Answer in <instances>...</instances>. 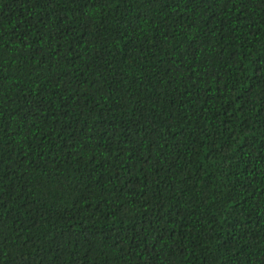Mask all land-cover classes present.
<instances>
[{
	"label": "trees",
	"instance_id": "trees-1",
	"mask_svg": "<svg viewBox=\"0 0 264 264\" xmlns=\"http://www.w3.org/2000/svg\"><path fill=\"white\" fill-rule=\"evenodd\" d=\"M0 264H264V0H0Z\"/></svg>",
	"mask_w": 264,
	"mask_h": 264
}]
</instances>
